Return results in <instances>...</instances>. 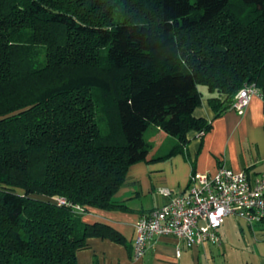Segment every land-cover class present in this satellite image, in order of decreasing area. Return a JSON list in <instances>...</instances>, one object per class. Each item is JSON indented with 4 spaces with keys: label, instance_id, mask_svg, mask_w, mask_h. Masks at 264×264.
Returning a JSON list of instances; mask_svg holds the SVG:
<instances>
[{
    "label": "trees",
    "instance_id": "trees-1",
    "mask_svg": "<svg viewBox=\"0 0 264 264\" xmlns=\"http://www.w3.org/2000/svg\"><path fill=\"white\" fill-rule=\"evenodd\" d=\"M246 84L264 103V0H0V264L130 248L76 207L129 211L113 198L133 165L190 160L212 130L200 88L218 118ZM151 126L167 154L149 158Z\"/></svg>",
    "mask_w": 264,
    "mask_h": 264
},
{
    "label": "crops",
    "instance_id": "crops-1",
    "mask_svg": "<svg viewBox=\"0 0 264 264\" xmlns=\"http://www.w3.org/2000/svg\"><path fill=\"white\" fill-rule=\"evenodd\" d=\"M208 98L203 99L194 115L206 118L213 127L206 134H191L190 160L177 154L168 160L133 165L113 198L114 203L125 205L129 211L76 209L84 222L107 224L123 234L130 245L128 248L109 239L91 238L88 247L77 252L79 264H264V226L257 228L235 216L228 217L222 226L219 246L189 247L174 236H161L144 256H135V224L143 215L167 203L168 199L160 189L167 188L176 193L188 189L193 174L191 160L196 172L216 174L221 166H226L235 172L246 171L250 180L264 172V103L261 94L252 96L245 114L240 115L231 108L218 118L209 106ZM147 141L152 148L149 158L167 154L176 143L175 138L159 128Z\"/></svg>",
    "mask_w": 264,
    "mask_h": 264
},
{
    "label": "built area",
    "instance_id": "built-area-1",
    "mask_svg": "<svg viewBox=\"0 0 264 264\" xmlns=\"http://www.w3.org/2000/svg\"><path fill=\"white\" fill-rule=\"evenodd\" d=\"M256 94H260L256 85L246 84L235 96L232 109L240 115L245 114ZM160 193L168 199L167 203L143 215L135 224L137 258L144 256L161 236H174L189 247L219 246L221 228L228 217L244 218L251 225L264 220V172L250 180L246 171L235 172L221 166L216 174L193 173L184 192L162 188ZM55 201L66 203L62 198H55ZM177 255L180 256V251Z\"/></svg>",
    "mask_w": 264,
    "mask_h": 264
},
{
    "label": "rangeland",
    "instance_id": "rangeland-1",
    "mask_svg": "<svg viewBox=\"0 0 264 264\" xmlns=\"http://www.w3.org/2000/svg\"><path fill=\"white\" fill-rule=\"evenodd\" d=\"M201 91H202V93H203V96H204V98L206 99V98H208L209 97V93H208V91H207V88L206 87H204V86H202L201 88ZM156 127L155 126H151L149 129H148V131L146 132V134H145V138H146V140H148V138L152 135V134H154L155 133V131H156ZM253 225H255L257 228L258 227H261V226H264V224L263 223H261V224H253Z\"/></svg>",
    "mask_w": 264,
    "mask_h": 264
}]
</instances>
